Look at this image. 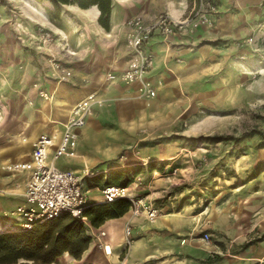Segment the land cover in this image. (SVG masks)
<instances>
[{
	"label": "crops",
	"instance_id": "crops-1",
	"mask_svg": "<svg viewBox=\"0 0 264 264\" xmlns=\"http://www.w3.org/2000/svg\"><path fill=\"white\" fill-rule=\"evenodd\" d=\"M216 1L218 14L213 27L167 37L154 32L145 44L154 55L153 67L147 73L157 89L154 97L139 96L138 83L107 79V73L119 74L129 59L125 21L136 14L150 20L164 11L179 18L192 0H112L109 29L98 23L96 5L81 8L83 13H64V23L76 18L75 25L64 27V47L70 52L64 49L62 63L72 69L73 77L59 81L51 67L38 77L31 100L35 106L25 108L23 122L13 126L9 144L0 146V161L29 159L34 134L59 136L73 105L96 91L108 101L95 106L85 125L77 129L75 154L55 161L59 167L82 175L90 204L106 203L102 189L108 179L116 184L114 181L120 179L115 178L127 173L132 178L128 184L131 189L138 178H151L175 167L179 143L164 138L163 133L172 128L174 116L191 99L211 94L209 85L219 66L213 51H220L223 42H233L247 31L261 13L262 0ZM39 87L50 94L47 99L38 95ZM252 182L244 181L236 189L243 195L239 200L240 223L238 219L229 223L228 212L221 211L220 218L211 212L202 219L173 204L158 205L159 215L150 220L145 213L132 215L129 205L121 214L105 216L97 226L84 216L82 228L90 237L87 248L78 258L65 251L51 264H120L122 257L125 264H264V238L257 242L247 239L257 228L255 197L260 187ZM14 215L17 227L12 220L0 219V228H20L21 222ZM127 224L131 226L129 235L124 231ZM198 228L209 231L212 238L219 235L222 248L204 245L195 237Z\"/></svg>",
	"mask_w": 264,
	"mask_h": 264
},
{
	"label": "rangeland",
	"instance_id": "rangeland-1",
	"mask_svg": "<svg viewBox=\"0 0 264 264\" xmlns=\"http://www.w3.org/2000/svg\"><path fill=\"white\" fill-rule=\"evenodd\" d=\"M64 13L83 12L76 4L56 10L49 0H0V146L9 144L25 108L35 106L28 97L32 100L36 94L38 77L53 63H64V27L76 24V18L64 23ZM222 44L224 48L212 53L219 66L208 84L211 94L191 99L163 133L179 143L176 166L164 174L138 178L129 189L155 207L173 204L202 219L211 212L219 218L221 211L228 212L232 224L242 221L243 195L237 186L252 180L260 187L255 197L257 228L247 239L257 242L264 238V0L254 25L233 42ZM13 159L0 161V219L12 220L17 227L14 211L27 174L4 167ZM256 172L260 174L248 179ZM16 229L3 226L0 231ZM203 231L198 228L195 237L207 245L201 239ZM213 244L222 248L224 242L214 234L208 245ZM17 263L33 264L25 259Z\"/></svg>",
	"mask_w": 264,
	"mask_h": 264
},
{
	"label": "built area",
	"instance_id": "built-area-1",
	"mask_svg": "<svg viewBox=\"0 0 264 264\" xmlns=\"http://www.w3.org/2000/svg\"><path fill=\"white\" fill-rule=\"evenodd\" d=\"M218 14L216 0H192L191 7L179 18L168 12H159L150 20L143 15L136 14L125 21L127 28L126 43L129 59L126 67L119 73H107L108 80L119 79L123 83H138L140 95L154 97L157 89L154 83L147 78V73L153 67L154 55L145 48V44L154 32L164 37L176 32L193 33L199 27H212ZM70 52L67 47H64ZM55 77L60 81H68L73 77V71L64 64L53 63ZM38 94L45 99L48 93L38 88ZM115 97V96H114ZM108 99L98 92L91 91L71 108L70 115L64 124L59 136L55 133H36L31 141L30 158L22 161L7 163L4 167L9 170L27 173V180L23 192V201L20 202L14 213L20 220V227L31 229L35 225L47 220L68 214L75 218H83L84 210L90 205L86 191L82 186V175L69 168H61L55 161L62 156H73L78 142L77 129L84 126L87 118L92 114L95 106L103 105ZM31 102V99L28 98ZM105 202L117 198H127L130 201L132 215L145 213L148 219H155L160 210L143 201L142 198L131 195L128 186L108 185L103 189ZM129 235L131 226L124 228ZM201 239L206 244L212 240L209 231H203ZM129 245V240H127ZM122 257L120 264L124 263Z\"/></svg>",
	"mask_w": 264,
	"mask_h": 264
},
{
	"label": "trees",
	"instance_id": "trees-1",
	"mask_svg": "<svg viewBox=\"0 0 264 264\" xmlns=\"http://www.w3.org/2000/svg\"><path fill=\"white\" fill-rule=\"evenodd\" d=\"M56 10L61 5L76 4L81 8L96 5L100 11L98 23L105 29L110 28L112 0H49ZM116 184L108 179L106 185L128 186L132 178L125 173L117 176ZM130 205L127 198H117L103 204H90L83 212L91 224L97 226L105 216H114L124 212ZM82 217L75 218L68 214L47 220L31 229L0 231V264H13L21 259L33 264H51L56 257L67 251L78 258L87 248L90 237L82 228Z\"/></svg>",
	"mask_w": 264,
	"mask_h": 264
}]
</instances>
